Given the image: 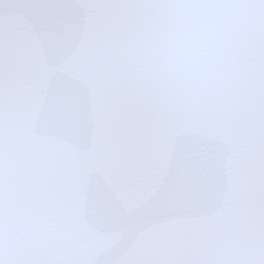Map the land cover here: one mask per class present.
I'll return each instance as SVG.
<instances>
[{
	"label": "snow or ice",
	"instance_id": "snow-or-ice-1",
	"mask_svg": "<svg viewBox=\"0 0 264 264\" xmlns=\"http://www.w3.org/2000/svg\"><path fill=\"white\" fill-rule=\"evenodd\" d=\"M0 264H264V0H0Z\"/></svg>",
	"mask_w": 264,
	"mask_h": 264
}]
</instances>
